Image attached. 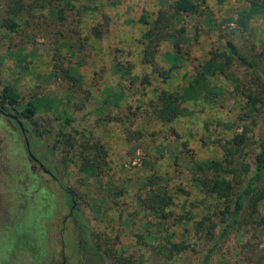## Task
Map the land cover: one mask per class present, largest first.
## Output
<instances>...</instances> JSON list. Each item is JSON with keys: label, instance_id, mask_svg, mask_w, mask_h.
<instances>
[{"label": "rangeland", "instance_id": "374dc122", "mask_svg": "<svg viewBox=\"0 0 264 264\" xmlns=\"http://www.w3.org/2000/svg\"><path fill=\"white\" fill-rule=\"evenodd\" d=\"M20 2L22 8L0 0V105L19 117L31 155L55 178L29 159L19 125L0 113V264H94L80 248L82 237L100 245L101 261L111 264H129L137 242L167 251L196 239V221L210 212V201L192 179L193 164L221 156L219 144L232 131L219 120L238 125L245 99L230 77L217 76L213 83L223 92L190 102L187 116L164 124L153 104L162 89L174 90L192 78L219 41L218 31L245 49L254 44L261 50L263 19L251 20L247 31L237 28L234 20L245 0H205L200 14H176L187 30V59L163 81L157 70L165 66L162 54L170 44L162 43L146 63L140 17L152 21L160 8L172 13V0ZM62 7L60 20L55 14ZM7 19L14 29L5 25ZM5 86L16 92L15 105L2 99ZM29 102L36 106V127L20 113ZM64 112L72 116L68 138L54 147ZM66 140L75 147L102 143L108 162L102 174L80 166L75 156L71 161ZM153 176L172 197L163 218L141 202ZM60 183L75 192L78 220ZM259 212L264 215V203ZM251 226L244 223L208 259L211 243L198 240L181 263L264 264V231Z\"/></svg>", "mask_w": 264, "mask_h": 264}, {"label": "trees", "instance_id": "16d2710c", "mask_svg": "<svg viewBox=\"0 0 264 264\" xmlns=\"http://www.w3.org/2000/svg\"><path fill=\"white\" fill-rule=\"evenodd\" d=\"M20 1L5 0V4L22 8L23 4ZM204 3L205 0H172L170 4L172 13L160 8L152 21H148L144 15L140 17V21L146 25L140 38L143 46L142 57L146 63L154 61L162 43L170 44L171 49L162 54L165 66L157 70L163 81H167L171 77V71L179 68L187 59V51L184 49L189 43L187 30L185 25L177 23L176 14L180 16L200 14ZM56 11V17L63 20L65 8H57ZM256 18H262L264 21V0H245V7L238 13L234 22L239 30L247 31L250 21ZM5 25L11 29L16 26L14 21L8 19ZM94 31L100 36L98 28ZM217 33L219 41L210 47L207 59L196 65L192 78L174 90L162 89L158 92L152 108L156 118L164 124L187 116L191 112L187 104L223 92L218 84L213 83L217 76L230 77L235 83L236 92L245 99L238 117V125L219 120V125L232 131L231 136L219 144L221 156L195 162L192 167L194 175L192 179L205 199L210 201L207 206L210 212L196 221V239L176 243L167 248V251L166 248L163 251H154L153 247L137 242L134 259L129 264H182L181 259L186 250H195L198 240L211 243L205 254L208 259L232 233L240 231L244 223H250L253 229L260 228L264 231V215L259 212L260 206L264 203V45L261 50H257L254 44L245 49L233 41L226 32ZM1 97L9 105H15L17 102L16 92L8 86L2 89ZM35 112L36 106L33 102H29L20 111L23 116L31 119L33 124ZM0 113L19 122V117L10 114L3 105H0ZM70 121L72 116L64 112L59 119L58 138L54 147L63 141L64 136L68 138L65 128ZM233 125L236 127L234 130ZM34 126H37L36 122ZM23 128L22 125L20 129ZM25 134L27 150L30 153L27 138L29 135L27 132ZM63 144L71 161L75 156L80 161V166L89 165L99 175L106 169L107 151L102 143L85 141L75 147L72 141L66 140ZM60 184L68 195L72 208L75 192L71 187ZM149 186L151 191L146 198L141 199V202L155 210L161 218L166 217V210L172 203L171 195L161 190L156 176L150 178ZM70 213L79 219L76 209L72 208ZM251 232L252 229L247 233ZM137 235L142 237L140 234ZM81 241L80 248L88 255L86 258L94 260V264H111L101 261L105 254L100 245L89 244L85 237H82Z\"/></svg>", "mask_w": 264, "mask_h": 264}, {"label": "flooded vegetation", "instance_id": "af4514ba", "mask_svg": "<svg viewBox=\"0 0 264 264\" xmlns=\"http://www.w3.org/2000/svg\"><path fill=\"white\" fill-rule=\"evenodd\" d=\"M16 121V120H15ZM16 124H17V126H18V123H17V121H16ZM18 128H19V126H18ZM20 129V128H19ZM22 132H23V134H24V141L26 142V134H25V132H26V130L23 128V129H20ZM26 145H27V142H26ZM28 147V146H27ZM28 151V150H27ZM28 154H29V152H28ZM29 156V159L31 160V161H34V162H37L38 163V166L39 167H41L44 171H47L46 169H45V167H43V165H42V163L38 160V159H36L35 157H33V156H31L30 154L28 155ZM48 173H50L49 171H47ZM50 175H51V173H50ZM52 176V175H51ZM53 177V176H52ZM70 212H71V210H70Z\"/></svg>", "mask_w": 264, "mask_h": 264}, {"label": "water", "instance_id": "95a60500", "mask_svg": "<svg viewBox=\"0 0 264 264\" xmlns=\"http://www.w3.org/2000/svg\"><path fill=\"white\" fill-rule=\"evenodd\" d=\"M18 125L20 126V128H22V124L20 122H18ZM31 155V153H29ZM33 156V155H31Z\"/></svg>", "mask_w": 264, "mask_h": 264}]
</instances>
